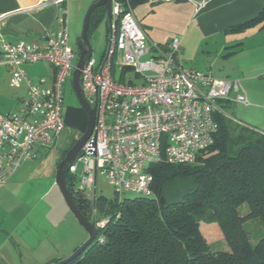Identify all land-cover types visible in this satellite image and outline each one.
I'll use <instances>...</instances> for the list:
<instances>
[{"label": "built area", "instance_id": "built-area-1", "mask_svg": "<svg viewBox=\"0 0 264 264\" xmlns=\"http://www.w3.org/2000/svg\"><path fill=\"white\" fill-rule=\"evenodd\" d=\"M66 1L38 0L35 4L36 8L60 7L54 18L57 27L45 30L40 43L0 42L9 84H27L23 107L0 113V184L22 162L37 158V148H49L64 128L62 88L71 79L77 56L69 44ZM110 15L102 56L99 61L85 56L78 80L81 94L96 108L94 131L67 171L75 177V188L92 204L89 219L100 227L108 218L96 220L99 175L118 197L124 192L150 196L151 164L193 163L213 142L218 128L215 114L223 112L219 102L248 103L239 79L217 78L208 71L184 67L176 36L164 45L151 42L131 8L122 12L114 0ZM41 60L54 67L50 87L42 86L43 77L33 83L23 70L24 64ZM117 65L130 67L142 83H128L132 80L125 79L126 73L114 79ZM79 163L80 178L76 176Z\"/></svg>", "mask_w": 264, "mask_h": 264}, {"label": "trees", "instance_id": "trees-1", "mask_svg": "<svg viewBox=\"0 0 264 264\" xmlns=\"http://www.w3.org/2000/svg\"><path fill=\"white\" fill-rule=\"evenodd\" d=\"M145 1L156 0H114L122 12ZM104 15L103 6L89 15L88 39ZM258 24L264 25V9L230 30ZM121 69L120 77L131 68ZM219 106L223 112L215 114L213 142L193 163L149 166L150 196H96V220H108L86 248L62 264H264V234L252 245L243 227L246 219L256 218L264 229V131L235 120L230 101H220ZM62 112L64 128L71 124L85 131L82 107ZM180 180L185 185L178 189L174 183ZM66 181L76 207L89 218L90 200L75 188L73 175L68 173ZM243 204L248 206L245 215L239 213ZM205 218L218 224L229 250L210 251L199 225Z\"/></svg>", "mask_w": 264, "mask_h": 264}, {"label": "crops", "instance_id": "crops-1", "mask_svg": "<svg viewBox=\"0 0 264 264\" xmlns=\"http://www.w3.org/2000/svg\"><path fill=\"white\" fill-rule=\"evenodd\" d=\"M37 2L0 0V42L40 43L45 30L57 27L54 18L60 7L48 4L36 8ZM263 9L264 0H156L139 3L131 11L151 42L164 45L172 37L179 38L184 67L208 71L217 78L239 79L248 103L231 102L233 117L264 131V25L230 30ZM104 17L107 19L106 14ZM22 67L33 83L43 77L42 86L52 85L54 67L49 63L41 60ZM8 69L0 54L2 114L17 112L27 98V84L11 86ZM58 136L49 148H37V158L22 162L0 184V264H49L87 238V233L82 240L78 232L72 239L67 233L66 242H57V237L52 240L49 236L55 230L48 233L44 228L45 200L54 189L56 167L64 151L56 146ZM59 198L56 206L62 220L74 222Z\"/></svg>", "mask_w": 264, "mask_h": 264}, {"label": "rangeland", "instance_id": "rangeland-1", "mask_svg": "<svg viewBox=\"0 0 264 264\" xmlns=\"http://www.w3.org/2000/svg\"><path fill=\"white\" fill-rule=\"evenodd\" d=\"M67 3H65L68 7V27H69V44L73 47V49H76V41H78V38H80L81 32H82V26H83V20L84 15L88 9V7L92 4V0H67ZM107 19L104 17L97 25V27L93 28V31L90 34L89 37V43L91 46V57L94 58L96 61L100 60V57L102 56L101 53H103V50L106 46V40H107ZM117 56L118 51L113 56V62H117ZM75 62V60H74ZM120 72L121 68L116 66V72L114 75V79L119 80L120 78ZM130 77L133 83L135 84H141L142 80L140 78L137 79V77L134 76V74L130 71H127L125 74V79ZM127 80V79H126ZM65 84L62 88L63 91V109L65 111H68L71 113L73 110L77 109L78 106H80L78 99L76 95L74 94V90L71 86V80L67 79L65 80ZM81 130L79 127H76L71 124H67L66 127L61 131L60 135L57 138L56 146L59 150H64L65 148L70 145V143L74 140L80 137ZM55 146V147H56ZM54 147V149H55ZM81 164H78V169L76 172V176L78 178L81 177ZM96 184H98L97 192L99 195H102L106 198H112L114 197L113 188L107 183V180L104 176L99 175L97 178ZM176 187L182 188L183 185H185L184 182L175 181L174 183ZM54 185V189L51 191H48L46 202L47 205V219H45L44 228L47 229L48 233H50L52 230H55V232L49 236H51V239H55L57 237V242H66V235L70 234L71 239L74 235H77L79 233L80 240H82L84 233H87V231L84 229V227L78 223V220L73 215L71 210H69L64 198H62V194L58 188L57 185ZM179 189V188H178ZM119 198H134L138 195H136L133 192H124L119 195ZM59 197H61L64 201L66 211H68V215H70V219H72V223H70V220L68 218L66 221L62 220L61 211H59V208L56 206L57 202L59 201ZM53 204V205H51ZM248 212V206L246 204H243L239 207V213L241 215H245ZM70 213V214H69ZM99 218V214L97 215ZM74 223V224H73ZM200 225V231L203 233L207 240V244L209 245V249L211 252L216 251H226L229 250L228 245L225 243V239L223 237V234L218 226V224L215 221H211L209 219H203L199 223ZM244 229L246 230L248 236H249V242L252 245H255L257 241L263 236L264 229L263 225L260 223V221L256 218L246 219L245 223L243 224ZM78 229V230H77ZM78 232V233H77ZM68 233V234H67ZM88 235V233H87ZM86 235V236H87ZM88 237V236H87ZM70 238V237H69ZM68 239V238H67ZM87 239V238H86ZM85 239V240H86ZM84 240V241H85ZM84 241H80L78 247L82 245ZM56 242V241H55ZM77 247V248H78ZM73 253H69L64 258H67ZM51 263V262H50ZM49 263V264H50Z\"/></svg>", "mask_w": 264, "mask_h": 264}, {"label": "water", "instance_id": "water-1", "mask_svg": "<svg viewBox=\"0 0 264 264\" xmlns=\"http://www.w3.org/2000/svg\"><path fill=\"white\" fill-rule=\"evenodd\" d=\"M112 1L113 0H96L92 2V4L88 7L83 20V26H82V32L80 35V38L78 41H76V52L77 56L74 63V69L72 71L71 76V86L74 90V94L76 95L78 102L80 104V107H82L87 115V125L85 131L80 135L79 138H77L72 145L67 149L64 156L58 161L56 171H55V185L58 186L62 198H64L69 210L73 213V215L78 220V223H80L84 229L88 233L87 239L80 245V247L75 248L73 253L68 256L67 258H64L60 260L59 262L50 263V264H62L68 260H70L72 257L79 254L84 248H86L87 245L96 237L97 229L100 227L97 225L95 220L93 218H87L85 217L76 207L71 191L69 189V186L66 185L67 181V174L69 171V168L71 164L77 159V157L81 154V148L83 144L86 142V140L91 136L92 131H94L95 126V114H96V108L94 105H91L89 102L86 101L83 94H81V88H80V70L82 69L85 60V56H89L91 54V46L88 42V26H89V20L92 11L100 6L105 7V14L107 16V20L110 23L111 21V8H112Z\"/></svg>", "mask_w": 264, "mask_h": 264}]
</instances>
